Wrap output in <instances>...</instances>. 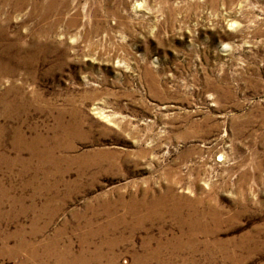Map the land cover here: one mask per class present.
<instances>
[{
	"label": "rangeland",
	"instance_id": "rangeland-1",
	"mask_svg": "<svg viewBox=\"0 0 264 264\" xmlns=\"http://www.w3.org/2000/svg\"><path fill=\"white\" fill-rule=\"evenodd\" d=\"M0 264H264V0H0Z\"/></svg>",
	"mask_w": 264,
	"mask_h": 264
},
{
	"label": "bare ground",
	"instance_id": "bare-ground-1",
	"mask_svg": "<svg viewBox=\"0 0 264 264\" xmlns=\"http://www.w3.org/2000/svg\"><path fill=\"white\" fill-rule=\"evenodd\" d=\"M18 140H22V143H24L25 146H28V147H34V146H37V143L38 142H43L45 139L42 138V137H36L34 139H29V140H26L23 138V135L20 134L18 137H17ZM36 150V149H35ZM34 153V152H33ZM37 153V151H36Z\"/></svg>",
	"mask_w": 264,
	"mask_h": 264
}]
</instances>
